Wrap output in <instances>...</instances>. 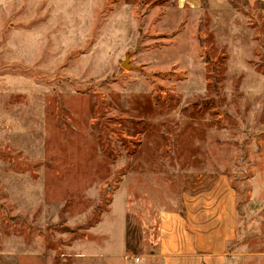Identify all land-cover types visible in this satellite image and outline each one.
<instances>
[{"label": "rangeland", "instance_id": "obj_1", "mask_svg": "<svg viewBox=\"0 0 264 264\" xmlns=\"http://www.w3.org/2000/svg\"><path fill=\"white\" fill-rule=\"evenodd\" d=\"M221 176L264 264V3L0 0V264H144Z\"/></svg>", "mask_w": 264, "mask_h": 264}, {"label": "crops", "instance_id": "obj_2", "mask_svg": "<svg viewBox=\"0 0 264 264\" xmlns=\"http://www.w3.org/2000/svg\"><path fill=\"white\" fill-rule=\"evenodd\" d=\"M256 1L248 0L253 5ZM236 191L224 176L204 190L188 193L180 208L159 213L158 237L144 264H228V243L237 234ZM107 264H141L109 246Z\"/></svg>", "mask_w": 264, "mask_h": 264}, {"label": "built area", "instance_id": "obj_3", "mask_svg": "<svg viewBox=\"0 0 264 264\" xmlns=\"http://www.w3.org/2000/svg\"><path fill=\"white\" fill-rule=\"evenodd\" d=\"M135 260H136V261H139V257H135Z\"/></svg>", "mask_w": 264, "mask_h": 264}]
</instances>
